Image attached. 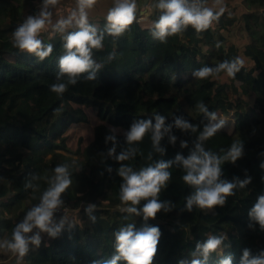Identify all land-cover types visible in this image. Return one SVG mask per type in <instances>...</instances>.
<instances>
[{"label":"trees","instance_id":"1","mask_svg":"<svg viewBox=\"0 0 264 264\" xmlns=\"http://www.w3.org/2000/svg\"><path fill=\"white\" fill-rule=\"evenodd\" d=\"M36 1L43 0H0V243L10 240L26 212L40 203L58 164L68 165L72 181L60 199L78 209V215L75 220H64L56 237L48 235L39 246L29 245L28 253L14 260L15 264H108L118 254L115 233L129 224L135 226L134 231L159 227L161 237L151 264H192L194 259L221 264L229 255L232 264H241L245 249L249 259L261 258L264 230L248 213L264 195V169L260 167L264 163V0H239L240 4L224 0L225 8L230 7L207 31L198 34L188 26L166 43L151 35L161 15L156 7L159 0L146 4L152 21L147 28L138 22L137 0L136 20L119 37L104 31L105 17L113 6L109 0L110 8L103 14L93 9L88 13V23L97 35L104 33L103 46L92 50L94 67L80 74L77 84L68 85L62 95L52 93L50 87L67 82L66 76L56 80L59 60L65 55L64 37L78 29L41 33L44 45L53 46L44 61L21 53L12 44V32L25 19L24 8L30 6L33 15ZM233 34L244 37L241 47L231 38ZM237 56L244 59V65L234 78L224 73L204 80L193 76L201 67L214 68ZM90 75L95 79L88 80ZM200 103L208 113L215 112L216 118H231L232 131L221 129L201 141L204 127L213 121L200 111ZM157 114L165 118L157 146L163 154L153 147L151 130L141 142L129 145L126 135L134 120L150 119L154 125ZM177 119L196 130L178 128ZM92 121V140L83 146L80 139L72 149L69 131ZM234 142L242 144V157L234 164L224 161L220 179L251 177V183L234 189L224 206L201 210L194 205L187 211V198L195 187L184 183L186 170L176 156L187 159L198 143L205 151L223 156ZM129 149H135V154L117 161ZM161 160L172 162L167 169L171 179L157 199L169 202L170 210L161 209L155 219L145 221L142 214L124 210L132 205L119 199L124 181L118 170L125 165L139 172ZM29 183L32 187H26ZM146 202L142 199L137 209ZM90 205L95 207L88 213ZM210 235L223 237V243L204 260L197 245ZM0 250L1 261L7 252ZM117 264L127 262L121 259Z\"/></svg>","mask_w":264,"mask_h":264},{"label":"clouds","instance_id":"2","mask_svg":"<svg viewBox=\"0 0 264 264\" xmlns=\"http://www.w3.org/2000/svg\"><path fill=\"white\" fill-rule=\"evenodd\" d=\"M97 0H76V8L66 19L57 20L54 30L63 33L66 29L75 26L76 31L69 32L64 37L65 55L59 60V74L57 81L61 77H67V82L53 83L50 91L57 95L66 92L68 85L75 86L77 77L93 69L92 50L101 48L104 39V33L97 35V30L88 23V10L94 7ZM59 0H43V7L38 15H30L12 32L13 47L21 53L34 54L40 61H44L53 52L52 44L44 45L39 38L40 33L51 24V13L49 7H54ZM156 7L161 11L159 20L155 22L154 31L151 35L161 43H166L167 38L176 36L191 26L196 33L207 31L214 21L224 14L226 8L224 0H212V6H208V0H159ZM137 0H113V6L108 10L105 17L106 27L104 31L112 37L123 35L136 20ZM217 48L220 44L217 43ZM244 65L242 57H235L232 60H224L214 68L207 66L201 67L193 72L194 78L204 80L209 77L219 76L224 73L227 77L234 78ZM88 80H94L95 76L90 75ZM201 112L206 113L210 120H216V113H208V109L202 104H198ZM155 124L150 119L134 120L130 130L126 135V142L129 145L141 142L145 134L151 130L153 132V147L157 152L163 154V150L158 146L161 139V129L164 127L165 118L161 115H155ZM176 126L181 129L192 128V125L180 119L176 120ZM224 121L220 123H209L203 129L199 139L201 141L213 137L223 128ZM195 131V128H192ZM165 132L169 129H164ZM111 139V137H109ZM174 143L175 138H171ZM186 147V144H182ZM113 148L110 152H114ZM135 149H129L119 154L117 161L128 160L135 154ZM242 144L234 142L228 151L223 155H217L205 151L198 143L196 151L192 152L187 159L179 154L176 156V162L182 164L186 170L183 181L187 185L195 187L193 195L187 198V211L191 212L193 206L201 210L213 209L216 206H224L227 198L234 195V189L245 188L251 183V177L244 180L233 178L232 181L221 180V164L224 161H230L233 164L242 157ZM172 162L159 161L155 167L149 166L139 172H135L131 167L122 165L118 170V175L124 183L120 186L119 199L122 204H131L132 206L124 209L128 213L137 216L143 215V219H155L156 214L163 209L169 211V202L161 203L157 197L160 190L171 179V173L167 170ZM264 169V163L260 164ZM54 176L50 186L43 193L40 203L26 212L23 221L18 223L12 230L11 239L0 243V249L11 253L22 260L29 251V245L39 246L41 237L39 232L47 233L50 237H56L63 227V221L60 225L52 226V217L54 211L61 205L60 196L72 184L69 178L68 165L58 164L54 168ZM111 171V169H109ZM35 178V177H34ZM26 187L32 185L26 184ZM146 200L143 208L138 210L141 200ZM94 205H90L86 212L91 213ZM251 220L259 224L260 229L264 230V195L257 198L248 213ZM94 219V218H93ZM134 225L129 224L126 228H121L115 233L117 255L108 262V264H117L121 259L127 264H151L157 252L161 232L159 227L144 226L139 231H134ZM33 229L39 232L29 236ZM223 243V237L210 235L203 244L197 245V253L207 260L209 255L215 252ZM195 255V254H194ZM250 252L245 249L241 264H264V254L261 258L249 259ZM192 264H201L200 259H194ZM221 264H232V257L229 255L221 261Z\"/></svg>","mask_w":264,"mask_h":264},{"label":"rangeland","instance_id":"3","mask_svg":"<svg viewBox=\"0 0 264 264\" xmlns=\"http://www.w3.org/2000/svg\"><path fill=\"white\" fill-rule=\"evenodd\" d=\"M97 1H99V0H97ZM147 2H148V0H139L141 10L139 12L138 22L142 28H147V27H150L152 25V21L149 18L150 8L146 6ZM112 3H113V0H112ZM235 3L240 4L239 0H235ZM34 4H35L34 5L35 13L33 15H38L39 12L41 11L42 7H43V1L42 2L36 1ZM108 7L110 8V1L109 0H101V3H99V4L97 3L96 7L94 6L91 9H89L88 13L93 9L92 11H97V12H100L101 14H103L107 10ZM229 7H230L229 5H226V9H228ZM75 8H76V0H59V3L56 6L49 7L48 11L52 14L51 15V24L47 25L46 28L41 33L50 32L52 34L54 32V25L56 24L57 20L66 19ZM31 9L32 8L30 6H26L24 8L23 13H24L25 19L28 16L32 15ZM231 38L235 40V43L239 47L242 46L241 41L242 40L244 41L243 36H240L239 34H233L231 36ZM221 120L224 121V125H223L222 129L226 130L230 133L232 131V124H233L232 119L231 118L227 119V118L218 116L216 118V120L213 121V123H220ZM94 125H95L94 121H92L89 125H79V126H75L74 128H72L69 131L70 139L68 141V145L73 149L78 145L80 139H81V143L83 146L85 144H87L90 140H92V133H93ZM195 137L196 136H193L191 138H195ZM204 146H207L206 143H204ZM71 208H70L69 213L66 214L65 216L57 218L53 214L52 224H54L55 221H64V220L70 221V220L77 219L78 209L73 208V207H71ZM38 232H39L38 229H33V232L28 234V235L32 236V235L37 234ZM39 235L41 237V240L47 239V237H48V234L44 233V232H39ZM0 251L2 252V250H0ZM14 260L19 261L17 259V257H15L11 253L7 252L2 257L0 264H15Z\"/></svg>","mask_w":264,"mask_h":264},{"label":"built area","instance_id":"4","mask_svg":"<svg viewBox=\"0 0 264 264\" xmlns=\"http://www.w3.org/2000/svg\"><path fill=\"white\" fill-rule=\"evenodd\" d=\"M71 206L66 203H62L55 211L54 215L56 217H62L69 213ZM72 209V208H71Z\"/></svg>","mask_w":264,"mask_h":264}]
</instances>
